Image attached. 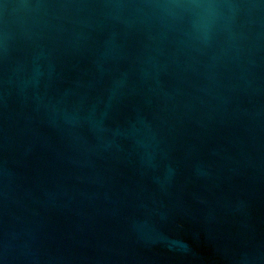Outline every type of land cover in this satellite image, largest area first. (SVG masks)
<instances>
[{"label":"water","instance_id":"1","mask_svg":"<svg viewBox=\"0 0 264 264\" xmlns=\"http://www.w3.org/2000/svg\"><path fill=\"white\" fill-rule=\"evenodd\" d=\"M168 3L0 0V264H264V0Z\"/></svg>","mask_w":264,"mask_h":264},{"label":"clouds","instance_id":"2","mask_svg":"<svg viewBox=\"0 0 264 264\" xmlns=\"http://www.w3.org/2000/svg\"><path fill=\"white\" fill-rule=\"evenodd\" d=\"M220 0H169L164 7L168 12L172 9H179L182 12H189L200 22V27L208 30L210 24L219 15Z\"/></svg>","mask_w":264,"mask_h":264}]
</instances>
